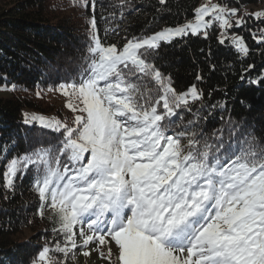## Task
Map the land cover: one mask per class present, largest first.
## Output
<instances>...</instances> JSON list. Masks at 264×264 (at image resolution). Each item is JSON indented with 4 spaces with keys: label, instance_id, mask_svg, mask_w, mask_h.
I'll return each instance as SVG.
<instances>
[{
    "label": "snow or ice",
    "instance_id": "snow-or-ice-1",
    "mask_svg": "<svg viewBox=\"0 0 264 264\" xmlns=\"http://www.w3.org/2000/svg\"><path fill=\"white\" fill-rule=\"evenodd\" d=\"M70 4L92 13L85 15L87 43L77 68L48 89L66 98L70 117L25 114V124L37 122L58 140L7 159L3 171V187L14 191L32 170L36 215L50 213L53 239L32 264H69L93 252L107 264H264V140L231 117L229 143L224 127L208 131L209 117L227 111V101L209 103L212 91L206 98L196 83L179 91L157 62L163 45L207 40L214 27L221 29L219 44L228 41L246 57L250 48L235 29L249 18L264 23V10L241 14L240 7L207 0L193 20L125 36L118 45L107 42L109 29L100 35L96 0ZM259 33L253 39L264 44V28ZM195 80L204 76L197 72ZM249 83L264 84V77Z\"/></svg>",
    "mask_w": 264,
    "mask_h": 264
},
{
    "label": "trees",
    "instance_id": "trees-1",
    "mask_svg": "<svg viewBox=\"0 0 264 264\" xmlns=\"http://www.w3.org/2000/svg\"><path fill=\"white\" fill-rule=\"evenodd\" d=\"M217 1L240 7L241 14L245 9L249 13L264 10V0L262 6L259 0ZM199 3L167 0L166 5H160L158 0H132L125 8L120 0H96L95 16L101 37L107 28V42L122 45L125 36L149 35L193 20ZM112 11L115 17L109 15ZM85 15L90 17L92 13L82 15L70 0H0V150L8 145L6 157L0 154V264H32L45 241L53 239V225L47 219L50 213L43 220L36 215L39 200L32 191L33 171L28 170L16 181L14 191L3 187V171L7 159L57 142L58 133L37 122L25 124L24 117H70L64 112L67 109L54 107L46 95L50 87L56 88L77 68L87 43ZM260 28L264 23L249 18L246 27L235 29L250 48L246 57L236 53L228 41L219 44L218 27L209 30L207 40L202 36L185 37L160 49L163 59L157 62L162 71L172 75L179 91L196 83L206 98L212 91L209 103L227 101L228 110H214L205 125L208 131L224 127L226 144L230 140L226 123L229 117L242 130L264 140V84L249 83L264 77V44L253 39V33L259 38ZM249 64L253 65L250 69ZM211 65L216 66L215 70ZM197 72L204 76L202 82L195 80ZM241 74L244 81L240 80ZM13 85L15 90H10ZM37 91H41L39 97ZM54 245L53 240L50 246Z\"/></svg>",
    "mask_w": 264,
    "mask_h": 264
},
{
    "label": "rangeland",
    "instance_id": "rangeland-1",
    "mask_svg": "<svg viewBox=\"0 0 264 264\" xmlns=\"http://www.w3.org/2000/svg\"><path fill=\"white\" fill-rule=\"evenodd\" d=\"M259 1L261 4V0H259ZM206 2H207V0H200L198 7L205 4ZM212 3H218V1L212 0ZM261 6H262V4H261ZM261 6H260V10L262 9ZM243 12H244V10H243ZM220 32H221V30H220ZM46 96H47L48 101L54 103V107H58L59 109H67L65 107V99L66 98L61 96L59 94V92H48ZM64 112H65V114L70 115L68 109L65 110ZM25 233L27 235L29 234V232H26V231H25ZM77 251H79V250H77ZM78 260H79V262H78ZM93 260H95L94 264H107V262L105 260L100 259L95 252H93L89 257H84L83 255H78L77 259L75 261L70 262L69 264H76L77 262H78V264H90Z\"/></svg>",
    "mask_w": 264,
    "mask_h": 264
}]
</instances>
